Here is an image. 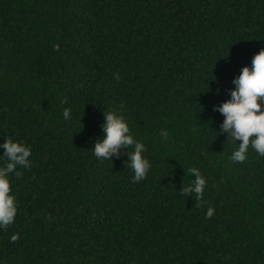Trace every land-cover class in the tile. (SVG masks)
<instances>
[{"label": "trees", "instance_id": "1", "mask_svg": "<svg viewBox=\"0 0 264 264\" xmlns=\"http://www.w3.org/2000/svg\"><path fill=\"white\" fill-rule=\"evenodd\" d=\"M261 49L264 0H0V144L32 153L0 264H264V157L232 163L213 110ZM112 108L147 149L135 184L127 150L92 149Z\"/></svg>", "mask_w": 264, "mask_h": 264}, {"label": "clouds", "instance_id": "2", "mask_svg": "<svg viewBox=\"0 0 264 264\" xmlns=\"http://www.w3.org/2000/svg\"><path fill=\"white\" fill-rule=\"evenodd\" d=\"M117 81L120 76L115 75ZM234 90H229L231 99L220 105L214 106V111L221 113L225 119L220 126V132L228 134L227 140L240 141L239 147L229 157L232 163H242L247 159V152L251 148L260 157H264V49H261L252 59L251 66L242 68L238 77L233 80ZM61 103H67L64 98ZM123 109V105L120 106ZM63 117L71 120V109L64 108ZM104 122L101 124L102 138L97 140L94 155L99 160H112L113 156L119 158L122 150H127L128 159L125 162L127 169L134 173L132 183L146 179L151 164L143 156L147 150L142 142L134 139L130 134V127L125 117L116 108L104 110ZM160 135L166 140L167 130L162 129ZM3 148L4 164L0 166V228L7 230L17 216V201L11 195V181L9 174L22 177L19 168H30L31 149L20 141L7 137L6 142L0 144ZM129 149H132L129 151ZM186 175L194 177L187 185L183 183L179 193L181 196H193L195 207L202 208L208 204L204 199L206 178L200 169L189 167ZM215 214L213 207H208L205 219H210ZM19 234L11 237V242H16Z\"/></svg>", "mask_w": 264, "mask_h": 264}]
</instances>
